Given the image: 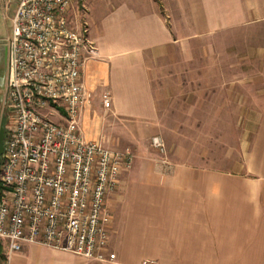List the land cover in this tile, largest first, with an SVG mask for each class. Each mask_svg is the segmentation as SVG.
Instances as JSON below:
<instances>
[{
	"label": "crops",
	"instance_id": "0c3cea01",
	"mask_svg": "<svg viewBox=\"0 0 264 264\" xmlns=\"http://www.w3.org/2000/svg\"><path fill=\"white\" fill-rule=\"evenodd\" d=\"M147 2L119 0L106 9L103 0H95L93 8L100 4L103 10L94 20L92 12L79 14L77 6L98 49L86 73L89 138H101L107 110L124 119H158L149 58L163 56L171 44L246 25L250 14L264 12V0ZM252 21H264V16ZM259 51L264 52V45ZM107 93L109 108L104 105ZM109 205L114 262L26 242L12 264H264V112L245 160L235 170L135 153ZM0 243L3 252L7 242Z\"/></svg>",
	"mask_w": 264,
	"mask_h": 264
},
{
	"label": "built area",
	"instance_id": "2783aa9c",
	"mask_svg": "<svg viewBox=\"0 0 264 264\" xmlns=\"http://www.w3.org/2000/svg\"><path fill=\"white\" fill-rule=\"evenodd\" d=\"M81 0H17L8 36L7 111L0 162V264L26 242L114 262L110 196L132 148L86 134L89 61L98 54ZM109 108L111 98L104 95ZM152 145L166 151L162 137ZM143 264H154L146 261Z\"/></svg>",
	"mask_w": 264,
	"mask_h": 264
},
{
	"label": "rangeland",
	"instance_id": "374dc122",
	"mask_svg": "<svg viewBox=\"0 0 264 264\" xmlns=\"http://www.w3.org/2000/svg\"><path fill=\"white\" fill-rule=\"evenodd\" d=\"M116 1L103 0L104 8ZM94 2L81 0L79 14L85 9L93 20L99 19L103 6L93 8ZM16 6L17 0H0V44L6 48ZM262 16L264 12L250 14L246 25L171 44L163 56L149 58L158 119H124L107 110L101 137L112 147L132 148L136 156L158 153L174 161L238 168L264 112V52L259 51L264 21H252ZM154 136L162 137L165 152L153 147Z\"/></svg>",
	"mask_w": 264,
	"mask_h": 264
},
{
	"label": "flooded vegetation",
	"instance_id": "af4514ba",
	"mask_svg": "<svg viewBox=\"0 0 264 264\" xmlns=\"http://www.w3.org/2000/svg\"><path fill=\"white\" fill-rule=\"evenodd\" d=\"M7 58H8V47H3L0 44V126L6 124L7 111L4 105V96L7 79Z\"/></svg>",
	"mask_w": 264,
	"mask_h": 264
},
{
	"label": "water",
	"instance_id": "95a60500",
	"mask_svg": "<svg viewBox=\"0 0 264 264\" xmlns=\"http://www.w3.org/2000/svg\"><path fill=\"white\" fill-rule=\"evenodd\" d=\"M4 135H5V128H4V125L1 124L0 126V162H1V154L4 148Z\"/></svg>",
	"mask_w": 264,
	"mask_h": 264
},
{
	"label": "trees",
	"instance_id": "16d2710c",
	"mask_svg": "<svg viewBox=\"0 0 264 264\" xmlns=\"http://www.w3.org/2000/svg\"><path fill=\"white\" fill-rule=\"evenodd\" d=\"M2 249H3V247H2V245H1V243H0V252L2 251Z\"/></svg>",
	"mask_w": 264,
	"mask_h": 264
}]
</instances>
